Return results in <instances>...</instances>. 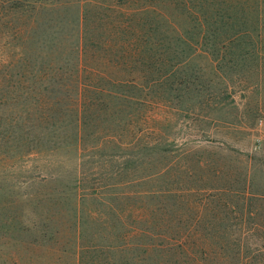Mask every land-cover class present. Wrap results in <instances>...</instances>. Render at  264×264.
<instances>
[{
  "label": "rangeland",
  "instance_id": "374dc122",
  "mask_svg": "<svg viewBox=\"0 0 264 264\" xmlns=\"http://www.w3.org/2000/svg\"><path fill=\"white\" fill-rule=\"evenodd\" d=\"M0 14V264L99 257L135 198L192 216L168 202L192 187L237 204L218 212L246 231L264 219V0H0ZM10 71L30 81L2 84ZM131 79L147 104L134 118Z\"/></svg>",
  "mask_w": 264,
  "mask_h": 264
},
{
  "label": "trees",
  "instance_id": "16d2710c",
  "mask_svg": "<svg viewBox=\"0 0 264 264\" xmlns=\"http://www.w3.org/2000/svg\"><path fill=\"white\" fill-rule=\"evenodd\" d=\"M21 79L18 73L10 71L1 83L14 85ZM22 80L30 81V76ZM130 82L135 85L133 91H130L131 115L134 118L143 112L147 104L141 94L143 90L140 86L136 87V80L131 79ZM91 99L98 103L103 100L101 96H93ZM76 103H81L80 98H77ZM75 110L78 119L81 115L80 108L72 109ZM56 117L57 112L52 109L45 115L46 119L54 120ZM192 189L199 196L168 201L173 208L194 209L192 216L168 217L154 212L144 215L147 207L158 211L164 202L151 199L145 203L135 198L126 220L120 215L114 229H105L101 235L99 240L102 244L93 248L98 250L103 247L105 252H99V257L92 258V248L88 245L81 249L79 264H264V219L249 220L247 223L251 227L246 231L244 220L221 216L218 212L230 206L236 207L237 204L214 199L207 192L213 188L199 186ZM248 206L252 204L249 203ZM204 210L208 213L204 214ZM95 235H92L94 240L98 238L95 239ZM256 240L259 243H255ZM82 251L89 255L87 261Z\"/></svg>",
  "mask_w": 264,
  "mask_h": 264
}]
</instances>
